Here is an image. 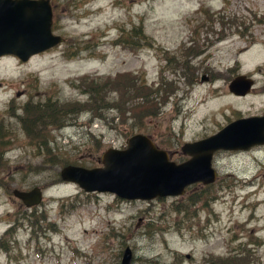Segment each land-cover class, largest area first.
<instances>
[{"label": "rangeland", "instance_id": "374dc122", "mask_svg": "<svg viewBox=\"0 0 264 264\" xmlns=\"http://www.w3.org/2000/svg\"><path fill=\"white\" fill-rule=\"evenodd\" d=\"M48 1L52 33L63 44L25 64L0 59V126L7 144L0 152V264H119L125 248L131 264H264V164L254 166L255 156L217 154L215 184L151 202L84 194L61 183V166H54L62 158V165L99 168L105 151L123 148L133 135L177 152L182 143L254 113L252 99L228 98L221 82L188 92L180 69L197 28L192 22L264 21V0ZM130 34L131 48L120 43ZM166 60L175 65L172 72ZM240 64L249 75L264 65L263 51L243 55ZM161 80L165 88L156 90ZM90 82L100 83L102 101H89ZM130 82L145 85L154 104L142 119L149 110L134 109L139 94L122 96ZM179 100L177 114L172 110ZM47 102L74 112L56 127L32 124L36 141H46L37 147L23 131L20 109ZM34 187L42 191L36 208L25 210L11 197L13 190Z\"/></svg>", "mask_w": 264, "mask_h": 264}, {"label": "water", "instance_id": "95a60500", "mask_svg": "<svg viewBox=\"0 0 264 264\" xmlns=\"http://www.w3.org/2000/svg\"><path fill=\"white\" fill-rule=\"evenodd\" d=\"M51 28L48 0H0V59L12 57L25 64L60 46L64 41L53 35ZM251 86L252 81L239 76L230 82L229 91L244 96ZM263 145V119H241L204 140L184 144L180 152L187 161L175 165L147 137L133 135L125 141L122 150L105 151L98 160L99 168L65 166L59 170L58 179L76 186L84 194H108L124 202L178 198L191 186L207 187L215 183L213 154L245 152ZM11 197L30 210L40 205L42 191L37 187L29 191L13 190ZM131 261V252L125 248L119 264H131Z\"/></svg>", "mask_w": 264, "mask_h": 264}, {"label": "flooded vegetation", "instance_id": "af4514ba", "mask_svg": "<svg viewBox=\"0 0 264 264\" xmlns=\"http://www.w3.org/2000/svg\"><path fill=\"white\" fill-rule=\"evenodd\" d=\"M192 24L197 25V28H194V31L187 39L190 49L187 59L182 61L180 69L182 77L185 78L187 91L189 92V90H193L196 86L221 82L222 89H224L228 94V98L230 97L231 99L237 101L247 99H252L253 101L255 112L250 115H246L244 118L237 116L235 121L253 118L256 120L263 119L264 123V65L249 73V75H243L241 73L240 64L242 56L253 50L260 48L264 53V21H250L246 23H239L235 21L208 23L192 22ZM205 25H207V27ZM201 35H204V37ZM199 45H201L202 48H200ZM227 59L231 61V66L226 64ZM170 63L172 68L169 67ZM165 64L168 67L166 68V71L172 72L174 70L175 65L173 62L166 60ZM183 70H186V72ZM239 76H245L246 78L251 79L253 83V86L244 96H236L229 91L230 82ZM156 87L161 89L165 88V82L161 80ZM224 97L227 96L224 95ZM173 101H175V98L170 100L169 103ZM180 102L181 101L179 100L174 104L175 109H173L172 112L177 114L180 113L177 109V104ZM208 137L210 136H204L200 140ZM173 142L175 141L173 140L171 142V147ZM193 142L182 143L178 147L177 152H164L167 155L169 162H173L175 164L185 162L187 158L182 156L180 149L184 144H192ZM152 145L158 151H161L154 145V143H152ZM119 150H122V148ZM217 154L246 156L247 154H250L251 156H255L254 158L252 157V163L254 166L260 167V165L264 164V145L252 147L245 152H219L213 154V157ZM173 155H180L181 159L177 162L173 161ZM213 157L211 167L214 163Z\"/></svg>", "mask_w": 264, "mask_h": 264}, {"label": "trees", "instance_id": "16d2710c", "mask_svg": "<svg viewBox=\"0 0 264 264\" xmlns=\"http://www.w3.org/2000/svg\"><path fill=\"white\" fill-rule=\"evenodd\" d=\"M133 38H135L134 35L130 34L127 39H124V38L120 39V43L122 45H125L126 47L128 46L131 48L132 46H134ZM78 54L79 53H77L74 57H76ZM99 87H100V83L98 82L89 83L88 91H87V94L89 96V101H94L95 99L99 101L103 100V98H101L102 90L99 89ZM156 90H161V88H157ZM128 94L130 95L139 94L140 105L136 106L134 109H141L142 110L141 114H143L142 112L144 110H149V114L142 115L141 119L152 114L154 104L152 103V100L149 99V91L145 85L143 86V84H141L140 82V86L137 87L135 86L133 82H130V84L127 87H125V91L123 92L122 96L126 97ZM20 110L22 112L23 119H24L22 121V125L24 128L23 131L27 135H32L29 138L30 143H36L37 147L39 146L40 143L42 144L43 142L45 145L46 141H43V140H41L40 142L36 141L37 138H35L33 134H35L34 132L37 129V123L35 126H33L32 124H34L35 122H38V123H41L42 125L49 126L50 128L56 127L59 124V122L65 121L74 112L73 107L66 108L65 106H63L61 108V104L57 102H51V103L47 102V103H43L40 105L24 106ZM0 129H1L0 130V152H1V150L5 146H7V144L5 143V132H4L5 130L2 129L1 126H0ZM45 139H46V135H45ZM48 151L49 150H46V152ZM51 153L54 154L53 151ZM52 161H53V158L50 159V162ZM62 164H63L62 158L55 159L54 166H61V168L64 166H71V165H62ZM195 200L196 199L193 197L189 199L190 202H194ZM0 248L4 249L1 241H0ZM145 264H155V262L147 261L145 262Z\"/></svg>", "mask_w": 264, "mask_h": 264}]
</instances>
